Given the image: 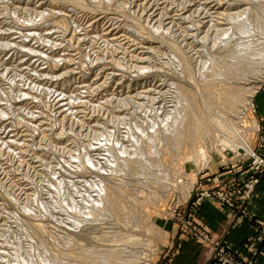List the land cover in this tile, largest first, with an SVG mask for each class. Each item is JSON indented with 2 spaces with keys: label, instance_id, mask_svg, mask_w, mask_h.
<instances>
[{
  "label": "rangeland",
  "instance_id": "1",
  "mask_svg": "<svg viewBox=\"0 0 264 264\" xmlns=\"http://www.w3.org/2000/svg\"><path fill=\"white\" fill-rule=\"evenodd\" d=\"M0 1H1L0 2V14H1V16H0V25H1L0 26L1 27L0 28V31H1L0 32L1 33L0 34V41L1 42L0 43L2 44V45L0 44V94H1L0 95V102H1L0 103V112L2 113V114L0 113V144H1L0 145V246H1L0 247V264H17V263H19V264H21V263L22 264H31V263L32 264H45L46 262H47L46 264H48V262H50L49 264H55L54 260L49 261L46 259L47 254L46 255L43 254V253H45L44 249H43L44 247L41 246V244H39L40 241L37 239V237L35 238V236H34V235H36L35 232H33L30 229L31 228V226L29 225L30 221L32 224L37 223L38 225H40L39 227H42L41 229L42 230L44 229L43 231H45V229H46L45 233L47 236H49L48 238H50L49 240L47 239L46 241L48 242V244H50V246L52 245L51 247H54L53 249H55V250L58 246L57 252L59 251L58 253H60V254H61V252H62V254H66V253H69V250H72L73 245L71 246V244H75L74 242L78 239L77 235H79V234L85 235V234H89V233L91 234L92 233L91 235L90 234L88 235V239H90V240H88L87 243L83 242V245H81V247L82 246L85 247L82 249L85 250V249H87L88 246L92 247L93 244H94L93 246L96 247L97 246L96 244L98 243V245L101 247V250H102L103 246H108V245L110 246L111 243H112V245L114 244V246H116L117 248H118V246L120 248H122V246L127 245V244H124L125 242L122 244V242L126 239L125 237L127 235L129 236L131 234V233L130 234L127 233V231H129L130 227L133 225H134L133 227L136 230H140L141 232L144 229H148V228L151 229L152 228V231L148 230V232H147L148 234L151 235L150 245H148L147 248L142 247L141 251H136L132 248L133 251L128 250L127 251L128 254L123 253L122 258L125 260V262H122L120 264H124V263L125 264H170L171 261L173 262V260L177 256L180 255L179 254L180 246L178 244L182 243L184 240H186L187 242L188 241L193 242L196 245H198L199 247H201L202 249H206L207 253L210 252L208 257H210V255L212 256L210 246L207 243L199 242V240H202L205 237H208L210 241L215 240L212 238L211 234L207 230L204 229L203 223L201 221H199V219L197 218L196 212L202 203L203 204L204 203L210 204V205L216 206L218 208H223V209L225 208V210H228L229 212H231L235 216V219H233V222H232L235 224L233 226H239L243 223H248L249 227L252 228V230H254L253 229L254 223L249 222L248 218H241L242 217L241 212H245V215L246 214L247 215H254L255 217H257L256 212L259 211V209H260L262 199L264 200V192L257 190L261 179L264 177V173H262V171H260V170H257L256 166L254 164V162H255L254 157H262L264 159V134H263L264 129L260 123V118L262 116H264V109H262L261 107H260V111H258L259 108L257 109L258 103H259L257 101L258 97L264 99V93L260 94V96L257 95L258 92H260V91L262 92L264 90V82L261 84L260 88L258 90H256L253 98L251 99L252 100L251 105L248 107L247 111L244 112V115H238L240 113V111H236L235 113H232V117L230 118L232 120V122L234 121L232 123V125H234L233 127L236 128L237 131H239V133L242 136H244L246 144L248 146V149H243V148H240L238 146H235V149L232 150L233 148L225 147L222 144L219 145L213 139L208 140V138H206L207 139V141H206V139L203 138L202 139V145L200 142V145H201L200 148H202V146H203V148H205L203 150H205V151L207 150L206 152L209 151V159H208L206 165L202 169H199V168L197 169V167H199V165L194 161V159H190L187 162H183L182 157H183L184 153H182L180 156H178L174 153H171L168 150H166V152L163 151V153H165V155H164L165 161H167L168 159L170 160L169 162L167 161V165L170 166V170L175 174V177L179 178L178 181H180V183H182V184H180L177 181L179 187H182L181 185H184V184H185L184 186L190 185L191 191L189 190V193L187 194L189 196H187V197L183 196L182 192L180 194V191L176 190L175 188H173V190L169 189L167 193L162 194V192H159L160 191L159 189L155 190V189L149 188L148 186L145 187V185L140 182V180H142L143 177L139 178L138 175H135V176H137L136 179L137 180L139 179V182L141 184V185H139V182L136 179H134L135 182H133V180H131L132 178H135V177H133V176L128 177L129 174L126 175L127 174L126 172H121V173L118 172L117 173V171H115L111 167L114 170V175L117 176L116 178H119L118 180H116V178H114V176H112L113 175L112 173L109 174V172H110L109 170H112V169L108 170V168H107L108 167L107 165L112 166L111 165L112 160L109 159L110 156L108 155L109 152H108L107 145H109V147H112V144L114 143L113 146L117 145L116 146L117 148L114 147V148H116L115 150L126 149L129 147L128 145H130L128 137L130 138V136L132 135L131 137L133 139H135V141H137V140H141L143 142L145 141L144 143L146 144V149L152 150V149L162 148L163 146L161 145V138L163 135L161 134V131L165 125L164 120L167 119V116L171 115V112H172L171 110H173L172 108H174V106H175L174 104H175L176 99L173 98V97H175V92H176V91H174V90H176L175 86L181 82L183 83V82H187L189 80L188 71L183 67L182 63L178 64V62H180V60H179V58H177V56H175V53L179 52V51L181 52L182 50L184 51L181 53L184 55L186 54L185 56H186L187 60L188 59L190 60V62L188 60L189 64H191L189 72L192 73L190 76L194 77L195 81H197V82L203 81V79H201V78H202V75L206 72L208 73L207 74L208 77H205L204 80L206 78L208 79V81H209V79H210V81H211V79L213 80L214 77H209L210 75H212V73L210 71V67L214 66L217 63H215L214 65L213 64L211 65V63H214V61L217 62V60L221 59V57H222V56H220V55H222L221 52L224 53L225 48H226L225 50L230 48V53H231L232 50L233 51L236 50V47L237 48L241 47L243 49L244 44H247L252 48L254 47V49L259 48V46L261 48L264 47V34H263L264 33L263 32L264 31V0H256V1L255 0H234L235 3L233 2V0H229V1L228 0L227 1L226 0H219L221 3L218 2L217 0H207V1L205 0L206 3L204 2V0L203 1L201 0L202 2L200 0H189L193 4H190V2L187 3L188 0H186L187 2L185 0H182V1H180V0H166V1L165 0H151V1L150 0H131V1L130 0H125V1L121 0L122 3L119 2L120 0H117V1L116 0H113V1L112 0H102V1L101 0H95L97 3H95L94 0H93L94 2L93 1L91 2L90 0H87L88 2L86 0H72V1L68 0L71 3L74 2L73 6H71L70 2L68 3V1H67V3L65 2V4H67V5L69 4V5L68 6L67 5L61 6V7L57 8L59 10V12L57 11V9L47 8V6L46 7L41 6L40 3L42 2V0H15V1L12 0L11 2H10V0H0ZM77 1L80 5H78ZM81 1H82V3H81ZM99 1H100V4L104 7H102L99 4ZM106 1H108L107 4H106ZM213 1L216 3H214ZM37 2H40V3L37 4ZM210 2L211 3L213 2V3L211 4ZM230 2H231V4H230ZM241 2H243V3H241ZM7 3H9V4H7ZM43 3H46V2L43 1ZM88 3L90 4V7L88 6L89 5ZM119 3H120V5L118 6ZM180 3H181V5H180ZM123 4H124V6H123ZM132 4H134V5H132ZM199 4H201V6ZM207 4H209V6H211V7H209ZM94 5H96V6H94ZM97 5H98V7H97ZM99 5L101 7H99ZM136 5H137V7H136ZM232 5H233V7H232ZM16 6H18V7H16ZM109 6H111L112 8L114 7L115 10H114V8L113 9L111 8L109 10V8H110ZM215 6L216 7L219 6L221 9H217L218 7L216 8ZM24 7L25 8L27 7L28 9H25ZM71 7H73V9ZM82 7H85L87 9V11L86 10L84 11L85 8H82ZM213 7L215 9H217V11L219 13H221V18L218 16L219 14L217 15L218 12L216 10L215 11L217 13H214ZM223 7H225L226 9ZM2 8H5V9H2ZM76 8L77 9L79 8V9L77 10ZM88 8H90V9H88ZM91 8L94 10H92ZM98 8H99V10H98ZM104 8H107V9H105L106 11H103ZM181 8H183V9H181ZM9 9L11 10L12 13L10 12ZM16 9H18V10H16ZM22 9H24L22 11V12H24V14L22 16H20L22 14V12H21ZM29 9H31V10H29ZM240 9H242V11L244 10L243 13H242V11H239ZM26 10H28L29 12ZM89 10H92L91 14H90ZM107 10H109V12ZM111 10H114L115 13L112 14ZM198 10H200V11H198ZM237 10L241 14L239 12H237ZM31 11H33V12H31ZM48 11H50L51 13ZM60 11H62V13H64V12L65 13L62 15V13ZM95 11H97V13H94ZM122 11L127 12V17L125 15L126 12L122 13ZM39 12L44 14L43 16L41 14L40 18L38 16V15H40ZM45 12L47 15L45 14ZM53 12L57 16H53V15H55ZM81 12H83V13H81ZM195 12L197 14L194 16ZM249 12L250 13L255 12L254 13L255 18L253 20V23L251 22L252 20L250 21V23H252V24H250L251 28L249 27L248 31H245L246 33L245 32L241 33V34L234 33L233 29H235L234 27H235L236 23L237 24L241 23L243 20L246 21V19L249 18V14H250ZM58 13H60L64 18L67 17L66 18L67 20L62 19V16L60 14L58 15ZM66 13H67V15H66ZM105 13L106 14L108 13V14L106 15ZM118 13L120 16L118 15ZM120 13H122L124 16ZM162 13H164V14H162ZM176 13L177 14L180 13V14L176 15ZM10 14H12V15H10ZM13 14L14 15L16 14L15 15L16 17ZM28 14H30V15H28ZM32 14L34 16H32ZM48 14L50 15L49 17L51 19L54 18L53 21L52 20L50 21ZM77 14H79V15H77ZM205 14H206V16H205ZM3 15H4V17H3ZM5 15H9V16L6 17ZM210 15H212V20H211ZM11 16H13L15 19L11 18ZM24 16H26V17H24ZM28 16H30V17L32 16L31 20ZM59 16H61V17H59ZM68 16H69V19H68ZM236 16H237V18H236ZM33 17L35 20L33 19ZM44 17H47V18H44ZM71 17H73L72 21H71ZM122 17H124V18H122ZM132 17L134 18V20H136V17L139 20L137 19L133 23V20H131ZM25 18H26V21H25ZM128 18L130 19L131 22H129ZM140 18H141V20H140ZM197 18H199V19L197 20ZM5 19H6V22L4 21ZM12 19L14 20V22H17L18 24L14 23ZM20 19H22L21 20L22 22L20 21ZM45 19H47V20H45ZM58 19H59V22H57ZM28 20H29V22H28ZM32 20H34V21H32ZM43 20L45 21V23ZM55 20H57V21H55ZM18 21H20L21 23ZM62 21H63V23H61ZM70 21H71V24L69 23ZM90 21H91V23H90ZM120 21L122 23L125 22L126 25L122 24ZM183 21L185 23H183ZM195 21L197 22V24ZM199 21H202V22L199 23ZM215 21H218V22H215ZM30 22H31V25L29 24ZM41 22H43V23H41ZM54 22L57 24L59 23V25H56ZM67 23H69L71 28H69V25ZM72 23H74L75 25L77 24V25L73 26ZM127 23H128V25H130V24L132 25V26L130 25L131 29L129 26H127ZM192 23H194V24L192 25ZM219 23L224 24V26L222 24L219 25ZM33 24H34V26H33ZM36 24H38L39 26H37ZM60 24L62 27L60 26ZM133 24H134V26H133ZM139 24L141 26H139ZM144 24H146V25H144ZM186 24H188V27ZM23 25H26V26H24L25 28L24 27L22 28ZM44 25H46V26H44ZM63 25H65V27ZM137 25L139 26V28ZM40 26H42L43 29ZM169 26H171V27H169ZM199 26H201V28ZM206 26L207 27L210 26L209 27L210 29L207 28ZM227 26L229 28H227ZM140 27H143V28H140ZM144 27H145V29H144ZM182 27H183V29H182ZM195 27H196V29H194ZM40 28H41V30H40ZM54 28H57V29H54ZM137 28L139 29L138 31H137ZM156 28H157V30H156ZM211 28L213 29L212 31H211ZM224 28H225V30H224ZM65 29H68V30H65ZM71 29H73L72 31L74 33L71 32ZM152 29H153V31H150ZM56 30H57V32H56ZM147 30H149V32ZM155 30H156V32L159 30L157 32L158 34L155 32ZM166 30H167V32H166ZM197 30H198V32H197ZM38 31L41 34H38ZM41 31H43V32H41ZM46 31H48L49 33H46ZM59 31H61V32H59ZM122 31H124V32H122ZM126 31H128V32H126ZM4 32H7V33H4ZM138 32H141V33L138 34ZM146 32H147V34H146ZM152 32H155V33H152ZM221 32H222V35H221ZM28 33H29V35H28ZM122 33H123V35L121 36ZM160 33H162V34L160 35ZM85 34H86V37L84 36ZM131 34L134 35L133 36L134 38L132 37ZM149 34H150V36H149ZM152 35H154L153 41L157 40L158 42L157 41L153 42L151 40V39H153V38H151ZM164 35L168 38L165 39ZM61 36H62V38H61ZM78 36H82V37H78ZM87 36H88V38H87ZM215 36L217 38H215ZM249 36H250V38H248ZM3 37H5V38H3ZM26 37H27V39H26ZM95 37H96V39H95ZM155 37L156 38L158 37V38L155 39ZM21 38H23V39H21ZM40 38H41V40H39ZM44 38L46 39L47 43L44 42L45 41ZM75 38L76 39L78 38L80 41L78 39L76 40ZM82 38H84V39H82ZM197 38L198 39L200 38L201 40L200 39L198 40ZM105 39H108V40H105ZM169 39H170V41H169ZM245 39H246V41H245ZM69 40H71L72 42ZM220 40H221V42H220ZM229 40H230V42H229ZM3 41L5 42L6 46H4ZM40 41L41 42L43 41V42L41 43ZM65 41L67 44L65 43ZM78 41H79V43H78ZM162 41H164L163 44H165V45H161ZM195 41H197V42H195ZM225 41H227V42H225ZM55 42L60 43V44L53 46L52 44H56ZM233 42H236V43H233ZM49 43H51L52 46ZM167 43H169V44H167ZM22 44H23V46H22ZM64 44H66V45H64ZM166 44L169 45L170 47L169 46L167 47ZM58 45H59V47H58ZM60 45H62V46H60ZM219 45H220V47H219ZM66 46H68V48H66ZM230 46L231 47L234 46V47L231 48ZM3 47L6 49H4ZM24 47L27 49L25 50ZM76 47H78V48H76ZM171 47H173L174 49ZM203 47L208 48V50L205 48L206 52H204ZM170 48H171V50H170ZM201 48H203V49H201ZM20 49H22L24 51H22ZM106 50H107V52H105ZM190 50L192 51L193 54L190 52ZM31 51L33 54L31 53ZM195 51H197V52H195ZM39 52H41V54ZM207 52L209 53V55L206 54ZM82 53H83V57H82ZM155 53H159V54H155ZM58 54H59V56H58ZM110 54H112V55H110ZM43 55H44V57H43ZM172 55H173V57H171ZM215 55H217V56H215ZM52 57L55 59H53ZM68 57H70V58H68ZM101 57H103V58L105 57V58L103 59ZM49 58L53 59L52 60L53 62H51ZM56 58H57V63H56ZM62 58L64 59V61ZM144 58H146L148 61ZM176 58H177V61L179 60L178 62H176ZM65 59H67V60H65ZM70 59L72 60L73 63L71 62ZM100 59L102 61H104L105 64ZM99 60L103 64L100 63ZM105 60L107 62L108 61L109 62L106 63ZM42 62H44V63H42ZM58 62H61V63H58ZM76 62H78V63H76ZM261 62L262 61L258 62L257 63L258 66H255L254 69H258L261 67L263 68L264 61H263V63H261ZM52 63H55V64L53 65ZM94 63H95V65H94ZM59 64H61V65H59ZM77 64L79 67L77 66ZM257 64H255V65H257ZM52 65H53V67H55V69L52 68L54 70L49 69V68H51L50 66H52ZM143 65H145L146 67ZM57 66H58V68H56ZM82 66H84V67H82ZM89 66H91V67H89ZM204 66H205V68H204ZM117 67H119V68H117ZM123 67H124V69H122ZM134 67H135V69H134ZM4 68H6V69H4ZM19 68H20V70H19ZM69 68H71V69H69ZM125 68H127V69H125ZM146 68H147V71H146ZM150 68H151V71H150ZM3 69H4V71H3ZM48 69L51 71H49ZM59 69H60V71H59ZM138 69L141 71H139ZM63 70H64V72H63ZM72 70H73V72H72ZM191 70H193V71H191ZM43 71H45V72H43ZM61 71L63 72L65 77L63 76ZM68 71H71V73ZM52 72L54 73L53 75H51ZM66 72H68V73H66ZM115 72H116V74H115ZM121 72H122V74H121ZM16 73L18 76L16 75ZM26 73H27V75H26ZM57 73H59V74L61 73V75H60L61 77ZM148 73L150 76L148 75ZM154 73H156V74H154ZM72 74H73V76H72ZM43 75H46V76L49 75L50 77L55 76L54 77L55 79L53 77L49 79L48 76L46 77ZM57 75L61 79L59 77H58L59 78L58 79L56 77ZM251 75H248L246 77H250ZM22 76L23 77L25 76L26 78L25 77L23 78ZM124 76H126V77H124ZM127 76H129V77H127ZM253 76L254 77H251L249 79V81L256 78L257 75H253ZM12 77H13V79H11ZM122 77H124V78H122ZM137 77L139 78L138 82H137V79H138ZM147 77H149V78L147 79ZM16 78L21 79L22 83H21V80H18ZM47 78H48V81H47ZM23 79H26V80H23ZM164 79H165V81H164ZM207 79H206V81H207ZM7 80H8V82H6ZM57 81H59L60 84ZM131 81H132V83H131ZM25 82H26V84H25ZM42 83H44V84H42ZM61 83H63V85ZM171 83H173V84H171ZM51 86H52V88H51ZM90 86H91V88H90ZM45 88H46V90H44ZM47 89H48V91H47ZM79 90H80V93H79ZM59 91H61V92H59ZM157 91H158V93H157ZM27 93L28 94L30 93L32 95L29 94V96H30L29 97ZM23 94L25 96H23ZM19 95H20V97H19ZM17 97H19V98H17ZM128 97L130 98V100ZM62 102H63V104H62ZM152 102H154V103H152ZM96 104H97V106H96ZM237 110H239V107L237 108ZM234 117H236V118H234ZM127 118L128 119L130 118L129 119L130 122ZM22 119H23V121H22ZM1 120H3V121H1ZM160 120H162V121H160ZM154 122H155V124H154ZM119 124L121 126H119ZM125 124H127V125L125 126ZM134 124L136 125V127H139V128L137 129ZM130 125H132V126H130ZM141 125H143V126H141ZM17 126H19V127H17ZM131 127H133V128L131 129ZM134 127H135V130H134ZM114 128H115V130H114ZM140 129H142L148 135H146L145 133H142L143 131ZM132 130H134V131H132ZM138 130H140L139 131L140 133H138ZM146 130H148V131L146 132ZM129 131L131 133H129ZM136 131H137V133H136ZM127 132L129 133V136H126V135H128ZM132 132H134V134H132ZM159 132H160V134H159ZM141 134L143 135L142 137H141ZM146 136L149 139H150L149 136L154 138V140H155L154 146H153V143H151V142L149 143V139H147ZM139 137H141V138H139ZM144 137L146 140L144 139ZM203 137H205V136H203ZM132 138H130V141L133 140ZM136 138H137V140H136ZM213 141H214V143H213ZM107 142H110L111 144H107ZM211 142H212V146L210 145ZM102 143H105V144L103 145ZM206 143H207V145H206ZM214 144H216V145H214ZM105 145H106V147H105ZM210 146L214 149H209V148H211ZM103 147H105V150H107L106 151L107 153L104 152L105 150ZM89 149L90 150L93 149V151L92 150L89 151ZM163 150H165V149H163ZM75 151H77L78 153L77 152L75 153ZM79 151L81 152V154H79L80 153ZM98 153L100 156L98 155ZM102 153H103V155H102ZM86 154H87V156H86ZM90 156H91V158L89 159ZM106 156L109 158H107ZM119 156L124 157V155H119ZM177 156H178V158H177ZM84 158H85V161L82 162V160H80V159H84ZM92 158H94V159H92ZM102 158L103 159L107 158L106 159L107 161H105V159L103 160ZM72 160H74V161H72ZM90 160L91 161L93 160V161L89 162L87 164L86 162H88ZM102 160L105 162H108V163L106 164L105 162H102ZM172 160H174V161H172ZM70 161H72L73 163ZM77 161L80 163H77ZM99 161H101V162H99ZM109 161L111 163H109ZM96 162L99 163L100 166ZM92 163H93V165H92ZM80 164H83V165H80ZM86 164L88 166L91 164L94 169L99 167L98 169L99 170L102 169V170L99 171L98 169H96V171H94L93 168L89 166L88 168L91 170L90 171L89 169L84 168L87 166ZM82 167L84 170L82 169ZM79 168L81 169V171H84V172H86V170H87L89 172V174H88V172H86L87 174L80 172ZM104 170H105V172H104ZM102 171L104 173L100 174V172H102ZM76 173H78V174H76ZM80 173H82L83 175L82 174L80 175ZM90 173L91 174L94 173L95 175L93 174L92 175L93 177H92V176H90L91 175ZM115 173H117L118 175ZM103 174H105V175H103ZM119 175H120V177L123 176L122 177L123 183L121 182ZM95 176H97V178H94ZM101 176L109 177L111 179L114 178L117 182H114V181L113 182L115 183L116 186L119 184L120 186H117V187L120 189H121V187L124 186L125 183L128 185L125 184V186L123 187L124 189H127L126 186L131 187L132 186L131 184H133L131 189L128 188V190L124 191V190H122L123 189L122 188L120 190L121 191V197L122 196H123L122 198L127 197V199L131 202V204H133L137 209H139L140 211H143V212L138 211V214H137L138 221L135 223H131L130 224L131 226L124 224L125 220H123L122 226L126 225V227L124 226L123 229L128 228L127 231L124 229L123 233L121 232V230H122L120 228L121 225L120 224L113 225L112 222H111L112 224L109 223L110 220L108 218H107L108 220H106V219L104 221L100 220L99 222H96V223L92 222L95 225H93L92 223H90V224L86 223V219L90 218V216L87 215L86 210L89 207L90 203H94L95 200H98V198H96V197H98L97 195L99 194L98 193L99 189H100L99 187L103 186V184H104L103 181H101L102 180L100 178ZM124 177L130 178L131 182L128 179L127 180L128 183H127L126 182L127 178H124ZM98 178H100V179H98ZM123 178H124V180H123ZM87 179H89V180H87ZM85 180L87 181V183ZM88 181L89 182L91 181L92 183L90 182L88 185ZM100 181H101V183H100ZM124 181H125V183H124ZM136 182L139 186L137 184L136 185L134 184ZM94 183L96 185H97V183L100 184L99 186L97 185L98 189L96 188V185L94 187ZM91 184H92V187H90ZM134 185L136 188L134 187ZM57 188H59V189H57ZM90 188H91V190H90ZM95 188L97 189V191L93 190ZM132 189H133L132 193H134V194H132L133 196L130 195L131 198H128L130 196L127 193L129 192V190L131 193ZM74 190H75V192H73ZM122 191H124V192L127 191V192L124 193L125 194L124 195ZM66 195H69V196H66ZM57 196H59V197H57ZM80 197L84 200L80 199ZM91 197H92V199H90ZM185 197H186V199H185ZM131 199L132 200L134 199V200L132 201ZM86 200L89 202H87ZM84 201L87 204L89 203V205H85ZM39 202H40V204H38ZM65 202H67V205ZM69 203H71V204H69ZM134 203H136V205ZM230 203L231 204L235 203V207H237V208L236 209L230 208L229 207ZM46 204H47V206H46ZM254 204H257L255 209L253 208ZM49 205H50V207H49ZM70 205L75 206V207H73L75 209V211L73 210V208ZM92 205L93 204H91L89 208L93 207ZM41 206H44V207H41ZM67 206H69V208ZM55 207H57V208H55ZM64 208L66 211H68L69 209L72 210V213L69 214V212H71L69 210L67 212L68 214H65ZM79 208H81V209H79ZM82 208H83V210H82ZM46 209L48 210V212ZM60 210H62V211H60ZM73 211L75 212L74 213L75 217L81 216V214L86 213L85 215H87V216L82 215L83 218L86 217V219H84L85 220V225H83L84 227L81 226L82 225L81 223H78L79 225L76 224L78 221L75 222L74 220H76V219L71 217V215L74 216ZM23 212H24V214H23ZM77 212L80 214H76ZM125 212L128 214L127 211H125ZM144 212H146V213H144ZM25 213H26V215H25ZM60 213H62V214L60 215ZM16 214H18V216ZM34 214L37 218H34L35 217ZM123 214L121 216L122 219L125 218L123 216ZM69 215H70V217H68ZM57 217H59V218H57ZM66 217H68L67 218L68 220L66 219ZM127 217H128V215H127ZM143 217H145V218H143ZM32 218H34V220ZM42 218H44V219H42ZM257 218H260V217H257ZM262 218L263 217H261V219ZM59 219H61V220H59ZM12 220H13V222H12ZM225 220H226V224L223 226L222 231L224 230V228L226 226L231 227L230 221L228 219H225ZM43 221H45V222H43ZM107 221H109V222H107ZM141 221H142V223H141ZM103 222H104V224H103ZM98 223H100V225L102 223L101 229H100V225H99V228L98 227H97V229H96V227L94 228V226L98 225ZM118 223H120V222H118ZM139 223H141V224H139ZM72 224L73 225L75 224V225L73 226ZM138 224L140 225V227ZM77 225H78V227H77ZM91 225L96 230V232L94 229H92ZM103 225H106L110 229H108L106 227L107 230H103V228L105 229V226H103ZM109 225L113 229H116L115 230L116 232L119 231V228H120V231H119L120 234L118 232L115 233L114 230L111 231L112 228ZM79 226H80V228H79ZM102 226H103V228H102ZM118 226H119V228H118ZM25 227H27V228L30 227V228H28L29 230H27V228H25ZM67 227H69V228H67ZM86 227H87V229H86ZM89 228H91L93 230V232H92V230H89ZM134 228H133V230H135ZM18 229H19V231H17ZM73 229H74L75 233L73 232ZM79 229L83 233H81L79 231ZM98 230L101 232H99ZM51 231H53V232H51ZM105 231H106V233H105ZM124 231H126V232H124ZM85 232H87V233H85ZM107 233H109V234H107ZM112 233H114L115 235L113 236ZM144 233L142 232V234H144ZM102 234H104V237H102ZM123 234H125V236H123ZM53 235L54 236L56 235V236L54 237ZM74 235H76L77 237H75ZM121 235L124 238L120 237L122 240L121 245H120L118 242H115L114 240L117 239L116 241H118L120 239V238H118V236H121ZM255 235H256V232H255ZM255 235H252L249 237H254ZM94 236L95 237L97 236L96 237L97 239ZM110 236H112V237L110 238ZM115 236H117V237H115ZM100 237H102L103 239L105 238V241H103L102 238H100ZM249 237L247 239H249ZM92 238H93V240H92ZM100 239L102 240L101 242H103L102 244L100 242ZM107 239H111L112 241L107 240ZM71 240H73V243H71L72 242ZM91 240L93 242L92 244H91ZM106 240L109 242H106ZM67 241H68V243H67ZM15 242H16V244H15ZM78 242H79V240H78ZM128 242H130V241H128ZM142 242L144 243L143 240H142ZM219 242L221 243V245L224 246L223 248L228 249L230 247V245L225 243L223 240H221ZM66 243L68 244V247H66L67 246ZM55 245H57V246H55ZM69 245H70V247H69ZM226 245L228 247H225ZM243 246H244V244H243ZM41 247H43V248H41ZM62 248L64 251L62 250ZM75 248H76V246L74 247V249ZM227 249H225V250H227ZM230 251L234 252L231 247L229 248V252ZM247 252L249 253L248 250H247ZM36 254H38V256ZM129 254H131L130 257H128ZM33 255L36 257H34ZM66 255H69V254H66ZM27 258H29V259H27ZM45 259H46V262H45ZM131 259L135 260V262L133 260H132L133 263H132V261L129 262V260H131ZM24 261H25V263H24ZM93 261H95V260H93ZM105 261L104 262L102 261L101 264H109L107 262L108 260L106 262ZM213 261H214V263L219 264L215 259H213ZM52 262H54V263H52ZM73 262H68V263L73 264ZM81 262H83V261H81ZM85 263H82V264H85Z\"/></svg>",
  "mask_w": 264,
  "mask_h": 264
},
{
  "label": "bare ground",
  "instance_id": "2",
  "mask_svg": "<svg viewBox=\"0 0 264 264\" xmlns=\"http://www.w3.org/2000/svg\"><path fill=\"white\" fill-rule=\"evenodd\" d=\"M12 0H10V2H11ZM15 1V0H14ZM43 1H45L46 3H43ZM67 1L68 0H42V2L40 3V2H37V4H39L40 3V5L41 6H44V7H46L47 6V8H52V9H57V8H59V7H61V6H66L67 4H65V2L67 3ZM72 1V0H71ZM87 1V0H86ZM91 2L93 1V0H90ZM89 1V2H90ZM95 1V0H94ZM93 1V2H94ZM102 1V0H101ZM113 1V0H112ZM117 1V0H116ZM125 1V0H124ZM131 1V0H130ZM151 1V0H150ZM166 1V0H165ZM180 1H182V0H180ZM186 1V0H185ZM184 1V2H185ZM201 1V0H200ZM203 1V0H202ZM201 1V2H202ZM207 1V0H206ZM206 1L204 0V2L206 3ZM218 2H220L219 0H217ZM227 1V0H226ZM225 1V2H226ZM229 1V0H228ZM256 1V0H255ZM1 2V1H0ZM25 2V1H24ZM70 1H68V3H69ZM88 2V1H87ZM107 2L108 1H106V4H107ZM110 2V1H109ZM115 2V1H114ZM119 2H121L122 3V1L120 0ZM162 2V1H161ZM187 2V1H186ZM190 1L188 0V2L187 3H189ZM194 2V1H193ZM214 2V1H213ZM212 2V3H213ZM217 2V3H218ZM233 2H234V0H233ZM232 2V3H233ZM73 3L74 2H70V4H71V6H73ZM77 3H78V1H77ZM81 3H82V1H81ZM95 3H97L96 1H95ZM94 3V4H95ZM116 3V2H115ZM129 3V2H128ZM140 3V2H139ZM138 3V4H139ZM149 3V2H148ZM182 3V2H181ZM181 3H180V5H181ZM195 3V2H194ZM200 3V2H199ZM204 3V4H205ZM211 3V2H210ZM211 3V4H212ZM214 3H216V2H214ZM221 3V2H220ZM235 3V2H234ZM241 3H243V2H241ZM7 4H9V3H7ZM23 4V3H22ZM85 4V3H84ZM89 4V3H88ZM87 4V5H88ZM99 4H100V1H99ZM105 4V3H104ZM144 4V3H143ZM173 4V3H172ZM190 4H193V3H191L190 2ZM196 4V3H195ZM219 4V3H218ZM226 4V3H225ZM230 4H231V2H230ZM69 5V4H68ZM67 5V6H68ZM78 5H80L79 3H78ZM86 5V4H85ZM101 5V4H100ZM99 5V7H101ZM110 5V4H109ZM112 5V4H111ZM120 5V3L118 4V6ZM132 5H134V4H132ZM185 5V4H184ZM189 5V4H188ZM200 6H201V4H199ZM208 6H209V4H207ZM217 5V4H216ZM14 6V5H13ZM38 6V5H37ZM82 6V5H81ZM89 7H90V4L88 5ZM94 6H96V5H94ZM123 6H124V4H123ZM174 6V5H173ZM177 6V5H176ZM183 6V5H182ZM193 6V5H192ZM195 6V5H194ZM214 6V5H213ZM225 6V5H224ZM16 7H18V6H16ZM28 7V6H27ZM25 8V9H28V8ZM79 7V6H78ZM86 7V6H85ZM85 7H82V8H85ZM93 7V6H92ZM97 7H98V5H97ZM102 7H104V6H102ZM110 8H109V10L112 8L111 6H109ZM116 7V6H115ZM122 7V6H121ZM136 7H137V5H136ZM140 7V6H139ZM148 7V6H147ZM171 7V6H170ZM181 7V6H180ZM184 7V6H183ZM209 7H211V6H209ZM216 7V6H215ZM218 7V8H217ZM216 8L217 9H221L219 6H217ZM232 7H233V5H232ZM231 7V8H232ZM23 8V7H22ZM30 8V7H29ZM46 8V9H47ZM64 8V7H63ZM67 8V7H66ZM72 9H73V7H71ZM80 8V7H79ZM78 8V9H79ZM81 8V9H82ZM94 8V7H93ZM114 8V7H113ZM112 8V9H113ZM124 8V7H123ZM149 8V7H148ZM214 8V7H213ZM223 8H225V7H223ZM230 8V9H231ZM2 9H5V8H2ZM11 9V8H10ZM9 9V10H10ZM34 9V8H33ZM51 9V10H52ZM77 9V8H76ZM77 9V10H78ZM88 9H90V8H88ZM92 9V8H91ZM96 9V8H95ZM105 9H107V8H104V10L103 11H106ZM125 9V8H124ZM133 9V8H132ZM143 9V8H142ZM141 9V10H142ZM145 9V8H144ZM147 9V8H146ZM153 9V8H152ZM158 9V8H157ZM181 9H183V8H181ZM217 9H215L214 8V13H217L218 11H217ZM226 9V8H225ZM8 10V9H7ZM14 10V9H13ZM12 10V11H13ZM16 10H18V9H16ZM15 10V11H16ZM24 9H22L21 10V12L23 11ZM29 10H31V9H29ZM50 10V9H49ZM64 10V9H63ZM67 10V9H66ZM87 11V9L85 8L84 9V11ZM92 10H94V9H92ZM92 10H89V12H90V14H91V11ZM98 10H99V8H98ZM109 10H107L108 12H109ZM114 10H115V8H114ZM114 10H111V12H112V14H114L115 12H114ZM217 12H216V11ZM26 11H28V10H26ZM25 11V12H26ZM43 11V10H42ZM53 11V10H52ZM57 11L59 12V10L57 9ZM76 11V10H75ZM83 11V10H82ZM121 11V10H120ZM165 11V10H164ZM198 11H200V10H198ZM197 11V12H198ZM220 11V10H219ZM229 11V10H228ZM231 11V10H230ZM239 11H242V9H240ZM238 10H237V12H239ZM244 11V10H243ZM243 11H242V13H243ZM10 12H11V10H10ZM14 12V11H13ZM29 12V11H28ZM31 12H33V11H31ZM44 12V11H43ZM48 12H50V11H48ZM55 12V11H54ZM53 12V13H54ZM61 13H62V11H60ZM64 12V11H63ZM71 12V11H70ZM77 12V11H76ZM119 12V11H118ZM124 11H122V13H123ZM126 12V11H125ZM124 12V13H125ZM222 12V11H221ZM232 12V11H231ZM12 13V12H11ZM15 13V12H14ZM36 13V12H35ZM40 13V12H39ZM51 13V12H50ZM52 13V14H53ZM56 13V12H55ZM54 13V14H55ZM65 13V12H64ZM64 13H62V15L64 14ZM81 13H83V12H81ZM94 13H97V11H95ZM99 13V12H98ZM101 13V12H100ZM122 13H120V14H122ZM149 13V12H148ZM152 13V12H151ZM150 13V14H151ZM213 13V14H214ZM230 13V12H229ZM235 13V12H234ZM240 13V12H239ZM246 13V12H245ZM250 13V12H249ZM255 13V12H254ZM254 13H250L249 14V18L248 19H246V21H242L241 23H236V25H235V29H233L234 30V33H237V34H241V33H244L245 31H248V29H249V27H250V24H252L253 23V20H254V18H255V14ZM4 14V13H3ZM6 14V13H5ZM8 14V13H7ZM24 14V12H22V14L20 15V16H22ZM27 14V13H26ZM41 14H42V16L44 15L43 13H40V15H38L39 16V18H40V16H41ZM45 14H46V12H45ZM60 13H58V15H59ZM74 14V13H73ZM106 14V13H105ZM108 14V13H107ZM106 14V15H107ZM154 14V13H153ZM162 14H164V13H162ZM180 14V13H179ZM179 14H177L176 13V15H179ZM197 13L195 12V14H194V16L196 15ZM219 14V15H218ZM236 14V13H235ZM241 14V13H240ZM10 15H12V14H10ZM14 15V14H13ZM16 15V14H15ZM14 15V16H15ZM28 15H30V14H28ZM47 15V14H46ZM61 15V14H60ZM61 15V16H62ZM66 15H67V13H66ZM75 15V14H74ZM77 15H79V14H77ZM101 15V14H100ZM117 15V14H116ZM118 15H119V13H118ZM123 15V14H122ZM126 17H127V12H126ZM143 15V14H142ZM147 15V14H146ZM199 15V14H198ZM197 15V16H198ZM208 15V14H207ZM217 15L221 18V13H217ZM238 15V14H237ZM0 16H1V14H0ZM6 17H8L9 15H5ZM19 16V17H20ZM32 16H34L33 14H32ZM32 16L30 17V16H28L29 18H30V20H31V18H32ZM37 16V17H38ZM50 15L48 14V17H49ZM53 16H57L56 14L55 15H53ZM61 16H59V17H61ZM65 16V15H64ZM86 16V15H85ZM120 16V15H119ZM124 16V15H123ZM130 16V15H129ZM141 16V15H140ZM159 16V15H158ZM205 16H206V14H205ZM211 16V20H212V15H210ZM227 16V15H226ZM241 16V15H240ZM244 16V15H243ZM3 17H4V15H3ZM5 17V18H6ZM16 17V16H15ZM18 17V18H19ZM24 17H26V16H24ZM36 17V18H37ZM52 17V16H51ZM77 17V16H76ZM99 17V16H98ZM107 17V16H106ZM125 17V18H126ZM142 17V16H141ZM165 17V16H164ZM172 17V16H171ZM182 17V16H181ZM191 17V16H190ZM201 17V16H200ZM204 17V16H203ZM246 17V16H245ZM10 18V17H9ZM11 18H13V19H15L13 16H11ZM17 18V19H18ZM22 18V17H21ZM28 18V19H29ZM38 18V19H39ZM44 18H47V17H44ZM50 18V17H49ZM53 18V17H52ZM67 18V17H66ZM66 18H64L63 16H62V19H64V20H67ZM73 17H71V21L73 20L72 19ZM122 18H124V17H122ZM130 18V17H129ZM128 18V19H129ZM157 18V17H156ZM160 18V17H159ZM174 18V17H173ZM192 18V17H191ZM194 18V17H193ZM236 18H237V16H236ZM240 18V17H239ZM2 19V18H1ZM12 19V20H13ZM16 19V20H17ZM24 19V18H23ZM33 19H34V17H33ZM37 19V20H38ZM43 19V18H42ZM56 19V18H55ZM68 19H69V16H68ZM138 18L136 17V20H137ZM179 19V18H178ZM196 19V18H195ZM199 18H197V20H198ZM206 19V18H205ZM204 19V20H205ZM217 19V18H216ZM244 19V18H243ZM11 20V21H12ZM22 19H20V21H21ZM35 20V19H34ZM34 20H32V21H34ZM36 20V21H37ZM40 20V19H39ZM45 20H47V19H45ZM53 21L54 20V18L53 19H51L50 18V21ZM77 20V19H76ZM127 20V19H126ZM131 20H133V23L136 21V20H134V18L132 17V19ZM139 20V19H138ZM140 20H141V18H140ZM160 20V19H159ZM252 20V21H251ZM5 22H6V19L4 20ZM8 21V20H7ZM20 21H18V22H20ZM25 21H26V18H25ZM44 21V20H43ZM49 21V20H48ZM55 21H57V20H55ZM71 21L69 22L70 24H71ZM75 21V20H74ZM79 21V20H78ZM93 21V20H92ZM116 21V20H115ZM182 21V20H181ZM219 21V20H218ZM218 21H215V22H218ZM250 21L252 22V23H250ZM13 22H14V20H13ZM22 22V21H21ZM20 22V23H21ZM28 22H29V20H28ZM57 22H59V19H58V21ZM66 22V21H65ZM64 22V23H65ZM121 22V21H120ZM129 22H131L130 21V19H129ZM139 22V21H138ZM141 22V21H140ZM154 22V21H153ZM157 22V21H156ZM192 22V21H191ZM196 22V21H195ZM200 22H202V21H199V23ZM230 22V21H229ZM14 23H17V22H14ZM33 23V22H32ZM35 23V22H34ZM37 23V22H36ZM40 23V22H39ZM41 23H43V22H41ZM44 23H45V21H44ZM47 23V22H46ZM53 23V22H52ZM55 23V22H54ZM61 23H63V21L61 22ZM69 23H67L68 25H69ZM90 23H91V21H90ZM118 23V22H117ZM122 23V22H121ZM142 23V22H141ZM181 23V22H180ZM183 23H185L184 21H183ZM207 23V22H206ZM205 23V24H206ZM18 24V23H17ZM30 25H31V22L29 23ZM28 24V25H29ZM49 24V23H48ZM51 24V23H50ZM56 25H59V23L57 24V23H55ZM54 24V25H55ZM73 24V26H76L74 23H72ZM79 24V23H78ZM86 24V23H85ZM113 24V23H112ZM122 24H125L126 25V23L124 22V23H122ZM130 24V23H129ZM191 24V23H190ZM194 23H192V25H193ZM196 24H197V22H196ZM208 24V23H207ZM217 24V23H216ZM220 24H222V23H219V25ZM226 24V23H225ZM21 25V24H20ZM37 26H39L38 24H36ZM53 25V24H52ZM67 25V26H68ZM89 25V24H88ZM124 25V26H125ZM131 25V24H130ZM130 25H128V23H127V26H129L130 27ZM144 25H146V24H144ZM152 25V24H151ZM179 25V24H178ZM177 25V26H178ZM187 25V27H188V24H186ZM215 25V24H214ZM218 25V26H219ZM223 26H224V24H222ZM1 26V25H0ZM24 26H26V25H23L22 26V28L24 27ZM33 26H34V24H33ZM43 26V25H42ZM42 26H40V27H42ZM44 26H46V25H44ZM60 26H61V24H60ZM64 27H65V25H63ZM87 26V25H86ZM107 26V25H106ZM123 26V25H122ZM132 26V25H131ZM133 26H134V24H133ZM138 26V25H137ZM139 26H141L140 24H139ZM139 26H138V28H139ZM172 26V25H171ZM171 26H169V27H171ZM195 26V25H194ZM208 26V25H207ZM206 26V27H207ZM216 26V25H215ZM214 26V27H215ZM62 27V26H61ZM104 27V26H103ZM147 27V26H146ZM151 27V26H150ZM176 27V26H175ZM198 27V26H197ZM200 28H201V26H199ZM210 27V26H209ZM209 27H207V28H209ZM1 28V27H0ZM25 28V27H24ZM27 28V27H26ZM39 28V27H38ZM37 28V29H38ZM45 28V27H44ZM59 28V27H58ZM67 28V27H66ZM69 28H71V26L69 25ZM79 28V27H78ZM94 28V27H93ZM136 28V27H135ZM137 28V31L139 30ZM140 28H143V27H140ZM155 28V27H154ZM193 28V27H192ZM216 28V27H215ZM226 28V27H225ZM225 28H224V30H225ZM227 28H229L228 26H227ZM251 28V27H250ZM10 29V28H9ZM42 29H43V27H42ZM54 29H57V28H54ZM75 29V28H74ZM130 29H131V27H130ZM144 29H145V27H144ZM147 29V28H146ZM151 29V28H150ZM177 29V28H176ZM182 29H183V27H182ZM194 29H196V27L194 28ZM205 29V28H204ZM210 29V28H209ZM231 29V28H230ZM26 30V29H25ZM40 30H41V28H40ZM65 30H68V29H65ZM70 30V29H69ZM73 29H71V32L72 33H74L73 31H72ZM103 30V29H102ZM122 30V29H121ZM134 30V29H133ZM141 30V29H140ZM156 30H157V28H156ZM156 30H155V32H156ZM161 30V29H160ZM168 30V29H167ZM167 30H166V32H167ZM171 30V29H170ZM169 30V31H170ZM213 29L211 28V31H212ZM223 30V31H224ZM52 31V30H51ZM78 31V30H77ZM131 31V30H130ZM129 31V32H130ZM135 31V30H134ZM144 31V30H143ZM148 32H149V30H147ZM150 31H153V29L152 30H150ZM159 31V30H158ZM157 31V32H158ZM168 31V32H169ZM209 31V30H208ZM218 31V30H217ZM1 32V31H0ZM11 32V31H10ZM31 32V31H30ZM41 32H43V31H41ZM56 32H57V30H56ZM59 32H61V31H59ZM67 32V31H66ZM70 32V33H71ZM79 32V31H78ZM122 32H124V31H122ZM126 32H128V31H126ZM155 32H152V33H155ZM156 32V33H157ZM174 32V31H173ZM197 32H198V30H197ZM210 32V31H209ZM226 32V31H225ZM228 32V31H227ZM264 32V31H263ZM4 33H7V32H4ZM20 33V32H19ZM27 33V32H26ZM46 33H49L48 31H46ZM90 33V32H89ZM102 33V32H101ZM139 33H141V32H138V34ZM143 33V32H142ZM175 33V32H174ZM189 33V32H188ZM246 33V32H245ZM257 33V32H256ZM1 34V33H0ZM38 34H41V33H39V31H38ZM44 34V33H43ZM42 34V35H43ZM79 34V33H78ZM146 34H147V32H146ZM158 34V33H157ZM162 33H160V35H161ZM165 34V33H164ZM216 34V33H215ZM214 34V35H215ZM232 34V33H231ZM264 34V33H263ZM28 35H29V33H28ZM72 35V34H71ZM123 35V33L121 34V36ZM129 35V34H128ZM132 35V34H131ZM182 35V34H181ZM221 35H222V32H221ZM243 35V34H242ZM241 35V36H242ZM253 35V34H252ZM34 36V35H33ZM37 36V35H36ZM74 36V35H73ZM85 37H86V34L84 35ZM91 36V35H90ZM97 36V35H96ZM134 35H132V37H133ZM137 36V35H136ZM149 36H150V34H149ZM153 36L154 35H152V37L151 38H153ZM156 36V35H155ZM169 36V35H168ZM235 36V35H234ZM10 37V36H9ZM20 37V36H19ZM22 37V36H21ZM48 37V36H47ZM50 37V36H49ZM78 37H82V36H78ZM84 37V38H85ZM94 37V36H93ZM98 37V36H97ZM131 37V36H130ZM129 37V38H130ZM141 37V36H140ZM143 37V36H142ZM146 37V36H145ZM164 37H165V39L166 38H168V37H166L165 35H164ZM193 37V36H192ZM224 37V36H223ZM3 38H5V37H3ZM2 38V39H3ZM61 38H62V36H61ZM84 38H82V39H84ZM87 38H88V36H87ZM99 38V37H98ZM113 38V37H112ZM134 38V37H133ZM150 38V39H151ZM158 38V37H157ZM156 37H155V39H157ZM203 38V37H202ZM215 38H217L216 36H215ZM237 38V37H236ZM248 38H250V36L248 37ZM252 38V37H251ZM21 39H23V38H21ZM26 39H27V37H26ZM45 39V38H44ZM76 39V38H75ZM78 39V38H77ZM76 39V40H77ZM81 39V38H80ZM93 39V38H92ZM95 39H96V37H95ZM131 39V38H130ZM145 39V38H144ZM149 39V38H148ZM161 39V38H160ZM171 39V38H170ZM170 39H169V41H170ZM198 39V38H197ZM200 39V38H199ZM198 39V40H199ZM233 39V38H232ZM39 40H41V38L39 39ZM38 40V41H39ZM48 40V39H47ZM74 40V39H73ZM79 40V39H78ZM105 40H108V39H105ZM138 40V39H137ZM146 40V39H145ZM152 41L154 40V38L153 39H151ZM173 40V39H172ZM201 40V39H200ZM33 41V40H32ZM44 41V40H43ZM42 41V42H43ZM69 41H71V40H69ZM68 41V42H69ZM80 41V40H79ZM79 41H78V43H79ZM83 41V40H82ZM135 41V40H134ZM133 41V42H134ZM142 41V40H141ZM148 41V40H147ZM155 41H157V40H155ZM155 41H153V42H155ZM228 41V40H227ZM227 41H225V42H227ZM233 41V40H232ZM245 41H246V39H245ZM260 41V40H259ZM1 42V41H0ZM4 42V41H3ZM7 42V41H6ZM41 42V41H40ZM41 42V43H42ZM45 43H47L46 42V39H45V41H44ZM72 42V41H71ZM74 42V41H73ZM77 42V41H76ZM75 42V43H76ZM85 42V41H84ZM91 42V41H90ZM95 42V41H94ZM158 42V41H157ZM163 42L164 41H162V43H161V45H165V44H163ZM176 42V41H175ZM195 42H197V41H195ZM199 42V41H198ZM220 42H221V40H220ZM229 42H230V40H229ZM228 42V43H229ZM250 42V41H249ZM258 42V41H257ZM52 43V42H51ZM51 43H49L50 45H51ZM54 43V42H53ZM56 43V42H55ZM65 43H66V41H65ZM70 43V42H69ZM68 43V44H69ZM83 43V42H82ZM103 43V42H102ZM140 43V42H139ZM223 43V42H222ZM233 43H236V42H233ZM251 43V42H250ZM261 43V42H260ZM259 43V44H260ZM1 44V43H0ZM12 44V43H11ZM24 44V43H23ZM23 44H22V46H23ZM57 44H60V43H56V44H52L53 46L54 45H57ZM67 44V43H66ZM66 44H64V45H66ZM86 44V43H85ZM88 44V43H87ZM101 44V43H100ZM135 44V43H134ZM146 44V43H145ZM167 44H169V43H167ZM166 44V45H167ZM171 44V43H170ZM187 44V43H186ZM185 44V45H186ZM213 44V43H212ZM215 44V43H214ZM262 44V43H261ZM2 45V44H1ZM8 45V44H7ZM38 45V44H37ZM51 45V46H52ZM74 45V44H73ZM82 45V44H81ZM116 45V44H115ZM149 45V44H148ZM253 45V44H252ZM251 45V46H252ZM4 46H6V44H5V42H4ZM13 46V45H12ZM21 46V47H22ZM34 46V45H33ZM46 46V45H45ZM60 46H62V45H60ZM71 46V45H70ZM120 46V45H119ZM139 46V45H138ZM169 45H167V47H168ZM203 46V45H202ZM232 46V45H231ZM230 46V47H231ZM20 47V48H21ZM58 47H59V45H58ZM57 47V48H58ZM88 47V46H87ZM94 47V46H93ZM102 47V46H101ZM108 47V46H107ZM117 47V46H116ZM134 47V46H133ZM166 47V48H167ZM170 47V46H169ZM190 47V46H189ZM207 47V46H206ZM206 47H203L204 48V52H206L205 51V48ZM219 47H220V45H219ZM223 47V46H222ZM234 47V46H233ZM233 47H231V48H233ZM239 47V46H238ZM4 48V47H3ZM9 48V47H8ZM25 48V47H24ZM39 48V47H38ZM56 48V49H57ZM66 48H68V46H66ZM75 48V47H74ZM76 48H78V47H76ZM125 48V47H124ZM171 48H173V47H171ZM171 48H170V50H171ZM176 48V47H175ZM178 48V47H177ZM203 48H201V49H203ZM4 49H6V48H4ZM12 49V48H11ZM23 49V48H22ZM22 49H20V50H22ZM27 48H25V50H26ZM30 49V48H29ZM45 49V48H44ZM55 49V48H54ZM59 49V48H58ZM107 49V48H106ZM148 49V48H147ZM146 49V50H147ZM152 49V48H151ZM174 49V48H173ZM207 50H208V48H206ZM210 49V48H209ZM226 49V48H225ZM224 49V53H222L221 52V54L222 55H220L219 53V55L220 56H222L221 57V59L220 60H217V62L216 61H214V63H211V65L213 64H215V63H217V64H215L214 66H212V67H210V71H211V73H212V75H210L209 77H214V79L212 80L211 79V81H210V79H209V81H208V79H207V81H206V79L204 80V78L205 77H208L207 76V72L206 73H204L203 75H202V78L201 79H203V81H195L194 79V77H191L190 75L192 74V73H190L189 71H190V65L191 64H189V62H190V60H189V62H188V60H187V58H186V54L184 55V54H182L181 52H184L183 50L180 52H176L175 53V56H177V58H179V60H180V62H178L177 61V58H176V62H178V64L180 63H182L183 64V67L188 71V74H189V80L187 81V82H181V83H179V84H175L176 86V90H174V91H176L175 92V97H173V98H175L176 99V101H175V106H174V108H172L173 110H171L172 112H171V115L170 116H167V119L166 120H164V123H165V125H164V127H163V129H162V131H161V134L163 135L162 136V138H161V145L163 146L162 148H160V149H152V150H150V149H146V144L143 142V141H141V140H137V138H136V140L137 141H135V139H133L131 136H130V138H132L133 140H131L130 141V138L128 137V139H129V142H130V145H128L129 147L128 148H126V149H117V150H115L117 147V145L116 146H113V144H112V147H109V145H107V148H108V152H109V156H110V158L109 157H107V158H109L110 160H112V166H109V165H107L108 167V170L109 169H114L115 171H117V173L118 172H126L127 174L126 175H128L129 174V176L128 177H135V178H132L131 180H133V182H135V180L134 179H136L137 178V176H135V175H138V177L139 178H141V177H143V179L142 180H140V182L141 183H143L144 185H145V187L146 186H148L149 188H151V189H159L160 191L159 192H162V194H165V193H167L168 192V190L169 189H172L173 190V188H175L176 190H178V191H180V194H181V192H182V194H183V196H189V195H187L188 193H189V190H190V185L188 186H184V185H181L182 187H179V185H178V183H177V181H178V179L179 178H176L175 177V174L170 170V166L169 165H167V161L169 162L170 160L168 159H166L167 161H165V157H164V155H165V153H163V151H165L166 152V150H168V151H170L171 153H174V154H176V155H178V156H180L182 153H184L183 154V162H187L188 160H190V159H194V161L199 165V167H197V169L199 168V169H202L205 165H206V163H207V161H208V159H209V151L208 152H206L205 150H203V149H205V148H203V146H202V148H200V146L202 145V139L204 138V139H206V138H208V140L209 139H213L216 143H218L219 145L220 144H222L223 146H225V147H230V148H233L232 150H234L235 149V146H238V147H240V148H243V149H248V146H247V144H246V141H245V138H244V136H242L240 133H239V131H237V129L236 128H234L233 126L234 125H232V123L234 122H232V120L230 119L231 117H232V113H235L236 111H240V113L238 114V115H244V112H246L247 111V109H248V107L251 105V99L253 98V96H254V94H255V92H256V90L257 89H259V87L261 86V84L264 82V65H263V68L261 67V68H258V69H254L255 68V66H258V62H260V61H262L261 63H263V61H264V47H260L259 46V48H257V49H254V47L252 48V47H250L249 45H247V44H244V48L242 49L241 47L240 48H237L236 47V50L235 51H231V53H230V48H228L227 50H225ZM242 49V50H241ZM19 50V49H18ZM77 50V49H76ZM99 50V49H98ZM104 50V49H103ZM116 50V49H115ZM149 50V49H148ZM168 50V49H167ZM195 50V49H194ZM2 51V50H1ZM13 51V50H12ZM16 51V50H15ZM22 51H24V50H22ZM45 51V50H44ZM49 51V50H48ZM47 51V52H48ZM79 51V50H78ZM102 51V50H101ZM110 51V50H109ZM108 51V52H109ZM118 51V50H117ZM156 51V50H155ZM154 51V52H155ZM201 51V50H200ZM65 52V51H64ZM103 52V51H102ZM105 52H107V50L105 51ZM111 52V51H110ZM114 52V51H113ZM125 52V51H124ZM148 52V51H147ZM152 52V51H151ZM174 52V51H173ZM186 52V51H185ZM190 52L192 53V51L190 50ZM194 52V51H193ZM195 52H197V51H195ZM199 52V51H198ZM212 52V51H211ZM217 52V51H216ZM31 53H32V51H31ZM36 53V52H35ZM40 54H41V52H39ZM74 53V52H73ZM80 53V52H79ZM91 53V52H90ZM201 53V52H200ZM199 53V54H200ZM27 54V53H26ZM33 54V53H32ZM81 54V53H80ZM97 54V53H96ZM104 54V53H103ZM108 54V53H107ZM155 54H159V53H155ZM193 54V53H192ZM198 54V53H197ZM196 54V55H197ZM203 54V53H202ZM206 54H208L209 55V53L207 52ZM215 54V53H214ZM4 55V54H3ZM70 55V54H69ZM72 55V54H71ZM102 55V54H101ZM105 55V54H104ZM110 55H112V54H110ZM207 55V56H208ZM41 56V55H40ZM58 56H59V54H58ZM87 56V55H86ZM174 56V57H175ZM188 56V55H187ZM215 56H217V55H215ZM225 56V57H224ZM7 57V56H6ZM17 57V56H16ZM36 57V56H35ZM43 57H44V55H43ZM49 57V56H48ZM51 57V56H50ZM82 57H83V53H82ZM146 57V56H145ZM171 57H173V55L171 56ZM25 58V57H24ZM39 58V57H38ZM53 58V57H52ZM58 58V57H57ZM57 58H56V63H57ZM68 58H70V57H68ZM67 58V59H68ZM92 58V57H91ZM101 58H103V57H101ZM105 58V57H104ZM103 58V59H104ZM137 58V57H136ZM210 58V57H209ZM216 58V57H215ZM4 59V58H3ZM50 59V61L51 62H53L52 60L53 59H55V58H53V59H51V58H49ZM61 59V58H60ZM63 59V58H62ZM67 59H65V60H67ZM144 59H146V58H144ZM151 59V58H150ZM149 59V60H150ZM162 59V58H161ZM192 59V58H191ZM200 59V58H199ZM34 60V59H33ZM71 60V59H70ZM86 60V59H85ZM94 60V59H93ZM98 60V59H97ZM96 60V61H97ZM101 60V59H100ZM100 60H99V62H100ZM108 60V59H107ZM139 60V59H138ZM147 60V59H146ZM175 60V59H174ZM205 60V59H204ZM216 60V59H215ZM7 61V60H6ZM36 61V60H35ZM63 61H64V59H63ZM76 61V60H75ZM79 61V60H78ZM102 61V60H101ZM148 61V60H147ZM46 62V61H45ZM55 62V61H54ZM70 62V61H69ZM71 62H72V60H71ZM98 62V61H97ZM103 63H104V61H102ZM102 62H100V63H102ZM105 62L106 63H108L106 60H105ZM112 62V61H111ZM117 62V61H116ZM206 62V61H205ZM209 62V61H208ZM213 62V61H212ZM38 63V62H37ZM36 63V64H37ZM42 63H44V62H42ZM58 63H61V62H58ZM66 63V62H65ZM73 63V62H72ZM76 63H78V62H76ZM75 63V64H76ZM84 63V62H83ZM102 63V64H103ZM114 63V62H113ZM219 63V64H218ZM15 64V63H14ZM53 65L55 64V63H52ZM64 64V63H63ZM67 64V63H66ZM80 64V63H79ZM82 64V63H81ZM98 64V63H97ZM105 64V63H104ZM111 64V63H110ZM118 64V63H117ZM146 64V63H145ZM255 64H257V65H255ZM260 64V63H259ZM28 65V64H27ZM51 65V64H50ZM53 65L52 66H50L51 68H49V69H52V68H54L55 69V67H53ZM59 65H61V64H59ZM94 65H95V63H94ZM210 65V66H211ZM35 66V65H34ZM44 66V65H43ZM63 66V65H62ZM77 66H78V64H77ZM85 66V65H84ZM84 66H82V67H84ZM142 66V65H141ZM143 66H145V65H143ZM75 67V66H74ZM79 67V66H78ZM86 67V66H85ZM89 67H91V66H89ZM146 67V66H145ZM40 68V67H39ZM56 68H58V66L56 67ZM66 68V67H65ZM117 68H119V67H117ZM121 68V67H120ZM132 68V67H131ZM138 68V67H137ZM136 68V69H137ZM149 68V67H148ZM153 68V67H152ZM204 68H205V66H204ZM257 68V67H256ZM4 69H6V68H4ZM4 69H3V71H4ZM15 69V68H14ZM48 69V70H49ZM54 69H52V70H54ZM69 69H71V68H69ZM73 69V68H72ZM82 69V68H81ZM122 69H124V67L122 68ZM125 69H127V68H125ZM134 69H135V67H134ZM140 69V68H139ZM138 69V70H139ZM18 70V69H17ZM19 70H20V68H19ZM31 70V69H30ZM120 70V69H119ZM182 70V69H181ZM8 71V70H7ZM46 71V70H45ZM45 71H43V72H45ZM49 71H51V70H49ZM59 71H60V69H59ZM66 71V70H65ZM75 71V70H74ZM83 71V70H82ZM102 71V70H101ZM121 71V70H120ZM126 71V70H125ZM139 71H141V70H139ZM146 71H147V68H146ZM149 71V70H148ZM150 71H151V68H150ZM191 71H193V70H191ZM35 72V71H34ZM63 72H64V70H63ZM63 72L61 71V73L63 74ZM68 72H70L71 73V71H68ZM68 72H66V73H68ZM72 72H73V70H72ZM85 72V71H84ZM83 72V73H84ZM98 72V71H97ZM124 72V71H123ZM128 72V71H127ZM145 72V71H144ZM209 72V71H208ZM15 73V72H14ZM33 73V72H32ZM50 73V72H49ZM61 73L59 74V73H57V74H59V76L61 75ZM140 73V72H139ZM153 73V72H152ZM210 73V74H211ZM11 74V73H10ZM19 74V73H18ZM39 74V73H38ZM46 74V73H45ZM48 74V73H47ZM54 73L52 72V74L51 75H53ZM87 74V73H86ZM115 74H116V72H115ZM119 74V73H118ZM121 74H122V72H121ZM138 74V73H137ZM154 74H156V73H154ZM175 74V73H174ZM187 74V75H188ZM252 74V75H251ZM5 75V74H4ZM16 75H17V73H16ZM23 75V74H22ZM26 75H27V73H26ZM25 75V76H26ZM40 75V74H39ZM67 75V74H66ZM76 75V74H75ZM85 75V74H84ZM106 75V74H105ZM129 75V74H128ZM144 75V74H143ZM148 75H149V73H148ZM147 75V76H148ZM181 75V74H180ZM248 75H251L250 77H246V76H248ZM253 75H257L256 76V78H254L253 80H251V81H249V79L251 78V77H254ZM2 76V75H1ZM18 76V75H17ZM21 76V75H20ZM24 76V77H25ZM29 76V75H28ZM38 76V75H37ZM43 76H46V75H43ZM48 77H49V79L50 78H54L55 76H49V75H47ZM46 76V77H47ZM58 75L56 76L57 78L59 77ZM63 76H64V74H63ZM72 76H73V74H72ZM122 76V75H121ZM130 76V75H129ZM129 76H127V77H129ZM150 76V75H149ZM182 76V75H181ZM185 76V75H184ZM16 77V76H15ZM23 77V76H22ZM23 77V78H24ZM61 77V76H60ZM59 77V78H60ZM65 77V76H64ZM77 77V76H76ZM124 77H126V76H124ZM124 77H122V78H124ZM131 77V76H130ZM143 77V76H142ZM6 78V77H5ZM26 78V77H25ZM28 78V77H27ZM58 78V79H59ZM98 78V77H97ZM113 78V77H112ZM136 78V77H135ZM138 78V77H137ZM149 77H147V79H148ZM4 79V78H3ZM11 79H13V77L11 78ZM16 79H18V78H16ZM15 79V80H16ZM43 79V78H42ZM55 79V78H54ZM53 79V80H54ZM61 79V78H60ZM104 79V78H103ZM132 79V78H131ZM134 79V78H133ZM168 79V78H167ZM173 79V78H172ZM175 79V78H174ZM183 79V78H182ZM187 79V78H186ZM199 79V78H198ZM18 80H21V79H18ZM23 80H26V79H23ZM67 80V79H66ZM138 80H139V78L137 79V82H138ZM28 81V80H27ZM26 81V82H27ZM47 81H48V78H47ZM51 81V80H50ZM55 81V80H54ZM63 81V80H62ZM61 81V82H62ZM84 81V80H83ZM142 81V80H141ZM164 81H165V79H164ZM249 81V82H248ZM6 82H8V80L6 81ZM26 82H25V84H26ZM29 82V81H28ZM45 82V81H44ZM52 82V81H51ZM57 82H59V81H57ZM80 82V81H79ZM171 82V81H170ZM211 82V83H210ZM14 83V82H13ZM21 83H22V80H21ZM56 83V82H55ZM64 83V82H63ZM63 83H61L62 85H63ZM66 83V82H65ZM76 83V82H75ZM101 83V82H100ZM131 83H132V81H131ZM39 84V83H38ZM42 84H44V83H42ZM53 84V83H52ZM59 84H60V82H59ZM98 84V83H97ZM102 84V83H101ZM100 84V85H101ZM171 84H173V83H171ZM8 85V84H7ZM20 85V84H19ZM65 85V84H64ZM103 85V84H102ZM11 86V85H10ZM37 86V85H36ZM61 86V85H60ZM86 86V85H85ZM104 86V85H103ZM127 86V85H126ZM137 86V85H136ZM135 86V87H136ZM139 86V85H138ZM47 87V86H46ZM63 87V86H62ZM72 87V86H71ZM77 87V86H76ZM143 87V86H142ZM51 88H52V86H51ZM90 88H91V86H90ZM12 89V88H11ZM15 89V88H14ZM43 89V88H42ZM93 89V88H92ZM91 89V90H92ZM44 90H46V88L44 89ZM51 90V89H50ZM70 90V89H69ZM18 91V90H17ZM33 91V90H32ZM47 91H48V89H47ZM74 91V90H73ZM96 91V90H95ZM168 91V90H167ZM170 91V90H169ZM172 91V90H171ZM59 92H61V91H59ZM143 92V91H142ZM146 92V91H145ZM148 92V91H147ZM2 93V92H1ZM79 93H80V90H79ZM85 93V92H84ZM157 93H158V91H157ZM28 94V93H27ZM26 94V95H27ZM30 94V93H29ZM29 94H28V96H29ZM61 94V93H60ZM64 94V93H63ZM169 94V93H168ZM1 95V94H0ZM22 95V94H21ZM30 95H32V94H30ZM36 95V94H35ZM41 95V94H40ZM62 95V94H61ZM82 95V94H81ZM148 95V94H147ZM163 95V94H162ZM166 95V94H165ZM174 95V94H173ZM172 95V96H173ZM23 96H25L24 94H23ZM54 96V95H53ZM52 96V97H53ZM63 96V95H62ZM87 96V95H86ZM142 96V95H141ZM171 96V97H172ZM5 97V96H4ZM19 97H20V95H19ZM19 97H17V98H19ZM30 97V96H29ZM37 97V96H36ZM74 97V96H73ZM133 97V96H132ZM163 97V96H162ZM35 98V97H34ZM33 98V99H34ZM129 98V97H128ZM138 98V97H137ZM2 99V98H1ZM37 99V98H36ZM122 99V98H121ZM158 99V98H157ZM16 100V99H15ZM43 100V99H42ZM105 100V99H104ZM120 100V99H119ZM129 100H130V98H129ZM128 100V101H129ZM166 100V99H165ZM83 101V100H82ZM81 101V102H82ZM122 101V100H121ZM127 101V102H128ZM142 102V101H141ZM140 102V103H141ZM155 102V101H154ZM154 102H152V103H154ZM1 103V102H0ZM80 103V102H79ZM86 103V102H85ZM104 103V102H103ZM123 103V102H122ZM151 103V104H152ZM62 104H63V102H62ZM83 104V103H82ZM98 104V103H97ZM97 104H96V106H97ZM121 104V103H120ZM128 104V103H127ZM74 105V104H73ZM103 105V104H102ZM109 105V104H108ZM139 105V104H138ZM72 106V105H71ZM239 107V110H237V108ZM18 108V107H17ZM67 108V107H66ZM152 108V107H151ZM102 109V108H101ZM241 109V110H240ZM27 110V109H26ZM118 110V109H117ZM153 110V109H152ZM12 111V110H11ZM60 111V110H59ZM102 111V110H101ZM148 111V110H147ZM77 112V111H76ZM79 112V111H78ZM81 112V111H80ZM1 113V112H0ZM21 113V112H20ZM31 113V112H30ZM68 113V112H67ZM144 113V112H143ZM168 113V112H167ZM2 114V113H1ZM16 114V113H15ZM38 114V113H37ZM36 114V115H37ZM21 115V114H20ZM33 115V114H32ZM117 115V114H116ZM39 116V115H38ZM120 116V115H119ZM144 116V115H143ZM234 116V115H233ZM246 116V115H245ZM12 117V116H11ZM83 117V116H82ZM135 117V116H134ZM238 117V116H237ZM240 117V116H239ZM32 118V117H31ZM121 118V117H120ZM234 118H236V117H234ZM8 119V118H7ZM122 119V118H121ZM126 119V118H125ZM128 119V118H127ZM130 119V118H129ZM128 119V120H129ZM240 119V118H239ZM238 119V120H239ZM153 120V119H152ZM1 121H3V120H1ZM9 121V120H8ZM22 121H23V119H22ZM25 121V120H24ZM121 121V120H120ZM155 121V120H154ZM160 121H162V120H160ZM166 121V122H165ZM247 121V120H246ZM124 122V121H123ZM129 122H130V120H129ZM144 122V121H143ZM156 122V121H155ZM155 122H154V124H155ZM142 123V122H141ZM148 123V122H147ZM157 123V122H156ZM3 124V123H2ZM5 124V123H4ZM13 124V123H12ZM40 124V123H39ZM129 124V123H128ZM158 124V123H157ZM160 124V123H159ZM162 124V123H161ZM235 124V123H234ZM20 125V124H19ZM22 125V124H21ZM118 125V124H117ZM116 125V126H117ZM127 124H125V126H126ZM133 125V124H132ZM132 125H130V126H132ZM135 125V124H134ZM140 125V124H139ZM3 126V125H2ZM32 126V125H31ZM34 126V125H33ZM99 126V125H98ZM119 126H121L120 124H119ZM129 126V127H130ZM138 126V125H137ZM141 126H143V125H141ZM17 127H19V126H17ZM135 127H136V125H135ZM135 127H134V130H135ZM25 128V127H24ZM133 127H131V129H132ZM137 129L139 128V127H136ZM143 128V127H142ZM126 129V128H125ZM130 129V128H129ZM3 130V129H2ZM46 130V129H45ZM114 130H115V128H114ZM134 130H132V131H134ZM140 130H142V129H140ZM140 130H138V133H140L139 131ZM165 130V131H164ZM19 131V130H18ZM34 131V130H33ZM131 131V130H130ZM129 131V133H131ZM143 131V130H142ZM141 131V132H142ZM148 130H146V132H147ZM157 131V130H156ZM39 132V131H38ZM115 132V131H114ZM16 133V132H15ZM128 133V132H127ZM129 133H128V135H126V136H129ZM136 133H137V131H136ZM142 133H145L144 131L142 132ZM164 133V134H163ZM110 134V133H109ZM132 134H134V132H132ZM146 134V133H145ZM159 134H160V132H159ZM12 135V134H11ZM21 135V134H20ZM28 135V134H27ZM50 135V134H49ZM140 135V134H139ZM146 135H148V134H146ZM152 135V134H151ZM10 136V135H9ZM18 136V135H17ZM107 136V135H106ZM143 135L141 134V137H142ZM153 136V135H152ZM203 136H205V137H203ZM54 137V136H53ZM125 137V136H124ZM141 137H139V138H141ZM150 137V139L146 136V138L147 139H149V143L151 142V143H153V146H154V142H155V140H154V138L153 137H151V136H149ZM57 138V137H56ZM217 138V139H216ZM30 139V138H29ZM102 139V138H101ZM126 139V138H125ZM143 139V138H142ZM144 139H145V137H144ZM216 139V140H215ZM16 140V139H15ZM26 140V139H25ZM52 140V139H51ZM146 140V139H145ZM103 141V140H102ZM107 141V140H106ZM112 141V140H111ZM204 141V140H203ZM206 141H207V139H206ZM214 141H213V143H214ZM147 142V141H146ZM200 142H201V145H200ZM205 142V141H204ZM2 143V142H1ZM24 144V143H23ZM100 144V143H99ZM103 145L105 144V143H102ZM101 144V145H102ZM107 144H111L110 142H107ZM118 144V143H117ZM210 144V143H209ZM1 145V144H0ZM16 145V144H15ZM102 145V146H103ZM206 145H207V143H206ZM211 146H212V142H211V144H210ZM214 145H216V144H214ZM210 146V147H211ZM16 147V146H15ZM105 147H106V145H105ZM105 147H103L104 148V150H105ZM114 147H116V148H114ZM87 148V147H86ZM110 148V149H109ZM130 148V149H129ZM129 149V150H128ZM163 149H165V150H163ZM209 149H214V148H209ZM92 151H93V149H91ZM90 149H89V151H91ZM95 150V149H94ZM22 151V150H21ZM20 151V152H21ZM88 151V152H89ZM96 151V150H95ZM107 150H105L104 152H106ZM167 151V152H168ZM248 151V150H247ZM77 151H75V153H76ZM80 152V151H79ZM83 152V151H82ZM87 152V153H88ZM249 152V151H248ZM18 153V152H17ZM78 153V152H77ZM84 153V152H83ZM107 153V152H106ZM79 154H81V152L79 153ZM89 154V153H88ZM167 154V153H166ZM71 155V154H70ZM78 155V154H77ZM98 155H99V153H98ZM102 155H103V153H102ZM101 155V156H102ZM105 155V154H104ZM119 155H124V157L123 156H119ZM168 155V154H167ZM170 155V154H169ZM72 156V155H71ZM80 156V155H79ZM78 156V157H79ZM86 156H87V154H86ZM93 156V155H92ZM100 156V155H99ZM178 156H177V158H178ZM77 157V156H76ZM83 157V156H82ZM91 158V156L89 157V159ZM106 158V159H107ZM168 158V157H167ZM174 158V157H173ZM176 158V157H175ZM176 158V159H177ZM9 159V158H8ZM88 159V158H87ZM88 159V160H89ZM92 159H94V158H92ZM101 159V158H100ZM103 159V158H102ZM105 159V158H104ZM103 159V160H104ZM105 159V161H107ZM31 160V159H30ZM56 160V159H55ZM61 160V159H60ZM80 160H82V162L83 161H85V158L84 159H80ZM79 160V161H80ZM102 160V162H105V161H103ZM178 160V159H177ZM36 161V160H35ZM67 161V160H66ZM72 161H74V160H72ZM72 161H70V162H72ZM93 161V160H92ZM91 160L90 161H88V162H86L87 164L89 163V162H92ZM172 161H174V160H172ZM21 162V161H20ZM81 162V161H80ZM80 162H78L77 161V163H80ZM99 162H101V161H99ZM179 162V161H178ZM69 163V162H68ZM73 163V162H72ZM97 163V162H96ZM95 163V164H96ZM106 164L108 163V162H105ZM109 163H111L110 161H109ZM180 163V162H179ZM62 164V163H61ZM66 164V163H65ZM85 164V163H84ZM86 164V165H87ZM94 164V165H95ZM98 165H99V163H97ZM103 164V163H102ZM173 164V163H172ZM181 164V163H180ZM79 165V164H78ZM80 165H83V164H80ZM92 165H93V163H92ZM91 164L89 165L90 167H92L93 168V166H92ZM97 165V166H98ZM104 165V164H103ZM175 165V164H174ZM197 165V166H198ZM32 166V165H31ZM67 166V165H66ZM70 166V165H69ZM88 165L86 166V167H84V168H87V169H89L88 167H89ZM100 166V165H99ZM177 166V165H176ZM181 166V165H180ZM83 167H82V169H83ZM105 167V166H104ZM110 167V168H109ZM112 167V168H111ZM196 167V166H195ZM99 168V167H98ZM98 168H96V169H98ZM175 168V167H174ZM177 168V167H176ZM48 169V168H47ZM63 169V168H62ZM96 169H94L93 168V170L94 171H96ZM106 169V168H105ZM109 170L108 172H109V174L110 173H112L111 175L112 176H114V178H116L117 176L116 175H114V170ZM60 170V169H59ZM79 170H80V172H83V173H86V172H88L87 170H86V172H84V171H81V169L79 168ZM78 170V171H79ZM84 170V169H83ZM90 170V169H89ZM99 170V169H98ZM100 170H102V169H100ZM99 170V171H100ZM76 171V170H75ZM91 171V170H90ZM98 171V172H99ZM198 171V170H197ZM53 172V171H52ZM93 172V171H92ZM104 172H105V170H104ZM103 171L102 172H100V174H102V173H104ZM107 173V172H106ZM117 173H115V174H117ZM76 174H78V173H76ZM82 173H80V175H81ZM87 174V173H86ZM88 174H89V172H88ZM91 174V173H90ZM94 174V173H93ZM93 174H91L90 176H92ZM97 174V173H96ZM108 174V175H109ZM55 175V174H54ZM65 175V174H64ZM83 175V174H82ZM85 175V174H84ZM95 175V174H94ZM103 175H105V174H103ZM107 175V176H108ZM118 175V174H117ZM121 175V174H120ZM120 175H119V177H120ZM76 176V175H75ZM98 176V175H97ZM97 176H95L94 178H97ZM110 176V175H109ZM50 177V176H49ZM78 177V176H77ZM93 177V176H92ZM91 177V178H92ZM103 177V178H102ZM123 177V176H122ZM122 177H120V179H121V182L123 183V181H122ZM102 180L101 181H103V186H100L99 188V194L97 195L98 197H96V198H98V200H95V202L94 203H90V205L91 204H93L92 206L93 207H91V208H89L90 207V205H89V203L87 204V203H85V201H84V204L85 205H89V207L87 208V215L88 216H90V218L89 219H86V217L85 218H83L82 217V215H85V214H81V216H76L75 217V209L73 208V207H75V206H71L72 208H73V214H74V216H72L71 215V217L72 218H74V219H76V220H74L75 222L76 221H78L76 224H78V223H81L82 225L81 226H83V225H85V220L84 219H86V223H88V224H90V223H92V222H99L100 220H110V222L109 221H107V222H109V223H113V225H118V224H120L121 225V232L123 233V230L125 229H123V227L125 226L126 227V225H124V224H127V225H129V226H131L130 224L131 223H135V222H137L138 221V217H137V214H138V211H140L139 209H137L133 204H131V202L127 199V197L126 198H122L121 197V189L125 186V181H124V186L123 187H121V189L120 188H118L117 186H120L119 184L116 186L115 185V183L114 182H117L116 180H118L119 178H116V180L113 178V179H111V178H109V177H104V176H101L100 177ZM100 178H98V179H100ZM124 178H127V177H124ZM124 178H123V180H124ZM130 180V178H127L126 179V182H127V180ZM87 180H89V179H87ZM96 180V179H95ZM131 180H130V182H131ZM137 180V179H136ZM86 181V180H85ZM94 181V180H93ZM98 181V180H97ZM101 181H100V183H101ZM114 181V182H113ZM138 182H139V179L137 180ZM91 182V181H90ZM89 181H88V185H89V183H90ZM140 182H139V185H141L140 184ZM179 183H180V181H178ZM86 183H87V181H86ZM85 183V184H86ZM92 183V182H91ZM119 183V182H118ZM128 183V182H127ZM48 184V183H47ZM54 184V183H53ZM60 184V183H59ZM58 184V185H59ZM66 184V183H65ZM74 184V183H73ZM130 184V183H129ZM135 185L137 184V182L136 183H134ZM180 184H182V183H180ZM61 185V184H60ZM59 185V186H60ZM63 185V184H62ZM68 185V184H67ZM72 185V184H71ZM95 183H94V187H95ZM97 185L99 186L100 184L99 183H97ZM97 185H96V188H97ZM122 185V184H121ZM126 185H128V184H126ZM132 186H133V184H131ZM135 185H134V187H135ZM138 185V184H137ZM138 185V186H139ZM47 186V185H46ZM57 186V185H56ZM85 186V185H84ZM131 186V187H132ZM41 187V186H40ZM78 187V186H77ZM76 187V188H77ZM90 187H92V184L90 185ZM127 187V189H122V190H128V188H130L131 189V187L130 186H126ZM125 187V188H126ZM192 187V186H191ZM46 188V187H45ZM53 188V187H52ZM87 188V187H86ZM93 189V190H96L97 191V189ZM136 188V187H135ZM50 189V188H49ZM57 189H59V188H57ZM74 189V188H73ZM72 189V190H73ZM78 189V188H77ZM81 189V188H80ZM85 189V188H84ZM141 189V188H140ZM39 190V189H38ZM56 190V189H55ZM90 190H91V188H90ZM59 191V190H58ZM78 191V190H77ZM95 191V192H96ZM124 191H122L123 192V194L124 193H126V192H124ZM191 191V190H190ZM60 192V191H59ZM58 192V193H59ZM69 192V191H68ZM73 192H75V190L73 191ZM133 192V189H132V191H131V193H130V190H129V192L127 193L129 196L131 195V196H133L132 194H134V193H132ZM94 193V192H93ZM130 193V194H129ZM71 194V193H70ZM161 194V195H162ZM76 195V194H75ZM79 195V194H78ZM85 195V194H84ZM95 195V196H96ZM125 195V194H124ZM136 195V194H135ZM134 195V196H135ZM66 196H69V195H66ZM80 196V195H79ZM91 196V195H90ZM127 196V195H126ZM131 196L130 197H128V198H131ZM27 197V196H26ZM35 197V196H34ZM57 197H59V196H57ZM86 197V196H85ZM89 197V196H88ZM87 197V198H88ZM120 197V198H119ZM186 197H185V199H186ZM30 198V197H29ZM65 198V197H64ZM63 198V199H64ZM79 198V197H78ZM134 198V197H133ZM73 199V198H72ZM76 199V198H75ZM80 199H82L81 197H80ZM90 199H92V197L90 198ZM62 200V199H61ZM82 200H84V199H82ZM89 200V199H88ZM132 200V199H131ZM134 200V199H133ZM132 200V201H133ZM36 201V200H35ZM75 201V200H74ZM87 201V200H86ZM90 201V200H89ZM89 201H87V202H89ZM27 202V201H26ZM41 202V201H40ZM40 202L38 203V204H40ZM72 202V201H71ZM92 202V201H91ZM24 203V202H23ZM63 203V202H62ZM66 203V205H67V202H65ZM28 204V203H27ZM52 204V203H51ZM58 204V203H57ZM64 204V203H63ZM69 204H71V203H69ZM68 204V205H69ZM76 204V203H75ZM135 205H136V203H134ZM55 205V204H54ZM45 206V205H44ZM44 206H41V207H44ZM46 206H47V204H46ZM57 206V205H56ZM62 206V205H61ZM82 206V205H81ZM49 207H50V205H49ZM68 208H69V206H67ZM70 207V208H71ZM83 207V206H82ZM14 208V207H13ZM40 208V207H39ZM52 208V207H51ZM54 208V207H53ZM55 208H57V207H55ZM17 209V208H16ZM59 209V208H58ZM79 209H81V208H79ZM38 210V209H37ZM47 210V209H46ZM64 210H65V208H64ZM63 210V211H64ZM70 210V209H69ZM68 210V211H69ZM77 210V209H76ZM82 210H83V208H82ZM54 211V210H53ZM60 211H62V210H60ZM68 211H66L65 210V214H68L67 212ZM71 212H69V214L70 213H72V210H70ZM79 211V210H78ZM125 211H127L128 212V214L125 212ZM38 212V211H37ZM47 212H48V210H47ZM55 212V211H54ZM126 214H125V213ZM140 212H143V211H140ZM17 213V212H16ZM22 213V212H21ZM20 213V214H21ZM27 213V212H26ZM26 213H25V215H26ZM124 213V214H123ZM144 213H146V212H144ZM143 213V214H144ZM23 214H24V212H23ZM62 213H60V215H61ZM76 214H80V213H76ZM122 214H123V216L125 217L124 219H122ZM17 216H18V214H16ZM33 215V214H32ZM46 215V214H45ZM50 215V214H49ZM87 215H85V216H87ZM127 215H128V217H127ZM24 216V215H23ZM34 216H35V214H34ZM22 217V216H21ZM25 217V216H24ZM23 217V218H24ZM27 217V216H26ZM29 217V216H28ZM33 217V216H32ZM44 217V216H43ZM51 217V216H50ZM68 217H70V215L68 216ZM68 217H66V219L68 218ZM19 218V217H18ZM31 218V217H30ZM34 218H37L36 216L34 217ZM34 218H32L33 220H34ZM46 218V217H45ZM55 218V217H54ZM57 218H59V217H57ZM108 218V219H107ZM143 218H145V217H143ZM42 219H44V218H42ZM65 219V220H66ZM83 219V220H82ZM47 220V219H46ZM49 220V219H48ZM59 220H61V219H59ZM68 220V219H67ZM70 220V219H69ZM73 220V219H72ZM123 220H125V222H124V226H122V222H123ZM36 221V220H35ZM40 221V220H39ZM73 221V222H74ZM149 221V220H148ZM12 222H13V220H12ZM37 222V221H36ZM43 222H45V221H43ZM72 222V223H73ZM118 222H120V223H118ZM150 222V221H149ZM25 223V222H24ZM84 223V224H83ZM106 223V222H105ZM111 223V224H112ZM115 223V224H114ZM141 223H142V221H141ZM141 223H139V224H141ZM146 223V222H145ZM31 223V221H30V226H31V228L30 227H28V228H30L33 232H35V234L36 235H34L35 236V238L37 237V239L40 241V243L39 244H41V246H43V247H41V248H43L44 249V252L45 253H43L44 255H46L47 254V257H46V259L47 260H49V261H51V260H54V262H55V264H69L68 262H73V264H82V263H87V264H101L102 263V261L104 262L106 259L108 260H106L109 264H120V263H122V262H125V260L122 258L123 257V253L125 254V253H127V251L129 250H132L133 251V249L134 250H136V251H141V248L143 247V248H147L148 247V245H150V238H151V235L150 234H148L147 232H148V230H151L152 231V228L151 229H144V230H142V232L144 233V234H142V232L140 231V230H136L133 226H131L130 227V229H129V231H127V229H125L126 231H127V233H131L129 236L127 235L125 238V240L122 242V240H121V238L120 237H122V235L121 236H118V238H120L118 241H116V240H114L115 242H118L120 245H121V242H122V244L124 243V244H127V245H125V246H122V248H120L119 246H118V248L116 247V246H114V244L112 245V243H111V245L109 246H103L102 247V250H101V247L98 245V243L96 244L97 246L96 247H94L93 245H92V247H90V246H88L87 247V249H82V248H85V247H81V245H83V242H86L87 243V241L88 240H90V239H88V235L90 234H79V235H74L75 237H77L76 239V241L74 242L75 244H71V243H73V240H71L72 242L70 243L71 244V246L73 245V248H72V250H69V253H66V254H69V255H66V254H62V252H61V254L60 253H58L57 252V249H58V246L57 245H55V246H57V248H56V250L55 249H53L54 247H51L50 246V244H48V242L46 241L47 239L49 240L50 238H48L49 236H47L46 235V229H45V231H43L41 228L42 227H39L40 225H38L37 223L36 224H32ZM47 224V223H46ZM50 224V223H49ZM93 224V223H92ZM103 224H104V222H103ZM138 224V225H139ZM147 224V223H146ZM25 225V224H24ZM42 225V224H41ZM55 225V224H54ZM59 225V224H58ZM70 225V224H69ZM73 225V224H72ZM75 225V224H74ZM73 225V226H74ZM79 225V224H78ZM78 225H77V227H78ZM87 225V224H86ZM93 225H95V224H93ZM99 225H100V223H98V225H96V226H94V228L96 227V229H97V227L99 228ZM101 225H102V223H101ZM101 225H100V229H101ZM107 225V224H106ZM106 225H103V226H105V229L103 228V226H102V228H103V230H107L106 229V227L108 226H106ZM149 225V224H148ZM65 226V225H64ZM110 226V225H109ZM136 226V225H135ZM142 226V225H141ZM147 226V225H146ZM57 227V226H56ZM55 227V228H56ZM84 227V226H83ZM89 227V226H88ZM91 227H92V225H91ZM111 227V226H110ZM137 227V226H136ZM139 227H140V225H139ZM25 228H27V227H25ZM27 228V230H29ZM64 228V227H63ZM67 228H69V227H67ZM79 228H80V226H79ZM93 227H92V229H94ZM108 229H110L109 227H107ZM112 228V227H111ZM115 228V227H114ZM118 228H119V226H118ZM120 228H119V231H120ZM133 228L135 229V230H133ZM138 228V227H137ZM16 229V228H15ZM59 229V228H58ZM65 229V228H64ZM86 229H87V227H86ZM91 228H89V230H92ZM142 229V228H141ZM63 230V229H62ZM61 230V231H62ZM84 230V229H83ZM82 230V231H83ZM95 230V229H94ZM112 230H116V229H111V231ZM17 231H19V229L17 230ZM72 231V230H71ZM79 231L81 232V230L79 229ZM99 231V230H98ZM97 231V232H98ZM119 231H117L119 234H120V232ZM126 231H124V232H126ZM134 233H133V232ZM5 232V231H4ZM3 232V233H4ZM30 232V231H29ZM48 232V231H47ZM51 232H53V231H51ZM73 232L75 233V231H74V229H73ZM88 232V231H87ZM87 232H85V233H87ZM92 232H93V230H92ZM95 232H96V230H95ZM99 232H101V231H99ZM98 232V233H99ZM116 231H115V233H117ZM2 233V234H3ZM66 233V232H65ZM81 233H83V232H81ZM105 233H106V231H105ZM110 233V232H109ZM109 233H107V234H109ZM27 234V233H26ZM92 234V233H91ZM90 234V235H91ZM113 234V236L115 235L114 233H112ZM118 234V235H119ZM59 235V234H58ZM117 235V234H116ZM54 236V235H53ZM56 236V235H55ZM54 236V237H55ZM107 236V235H106ZM105 236V237H106ZM109 236V235H108ZM123 236H125V234H123ZM53 237V238H54ZM95 237V236H94ZM97 237V236H96ZM95 237V238H96ZM102 237H104V234H102ZM102 237H100V238H102ZM112 236H110V238H111ZM115 237H117V236H115ZM139 237V238H138ZM31 238V237H30ZM73 238V237H72ZM94 238V239H95ZM108 238V237H107ZM114 238V237H113ZM122 238H124V237H122ZM5 239V238H4ZM32 239V238H31ZM74 239V238H73ZM97 239V238H96ZM99 239V238H98ZM29 240V239H28ZM36 240V239H35ZM37 240V241H38ZM69 240V239H68ZM78 240H79V242H78ZM92 240H93V238H92ZM92 240H91V244L93 243L92 242ZM102 240L103 241H105V238L103 239L102 238ZM101 239H100V242L102 241ZM107 240H110V241H112L111 239H107ZM106 240V242H109V241H107ZM142 240L144 241V243L142 242ZM6 241V240H5ZM38 241V242H39ZM70 241V240H69ZM127 241V242H126ZM128 241H130V242H128ZM2 242V241H1ZM35 242V241H34ZM52 242V241H51ZM60 242V241H59ZM64 242V241H63ZM77 242V243H76ZM114 242V243H115ZM50 243V242H49ZM53 243V242H52ZM65 243V242H64ZM67 243H68V241H67ZM66 243V244H67ZM103 242H101V244H102ZM117 243V244H118ZM129 243V244H128ZM15 244H16V242H15ZM30 244V243H29ZM36 244V243H35ZM54 244V243H53ZM65 244V245H66ZM85 244V243H84ZM107 244V243H106ZM32 245V244H31ZM130 245V246H129ZM38 246V245H37ZM54 246V245H53ZM62 246V245H61ZM76 246V248L74 249V247ZM100 248H99V247ZM146 246V247H145ZM1 247V246H0ZM19 247V246H18ZM40 247V246H39ZM66 247H68V244H67V246ZM69 247H70V245H69ZM133 248V249H132ZM66 249V248H65ZM42 250V249H41ZM62 250H63V248H62ZM68 250V249H67ZM147 250V249H146ZM16 251V250H15ZM26 251V250H25ZM64 251V250H63ZM66 251V250H65ZM126 251V252H125ZM33 252V251H32ZM38 252V251H37ZM67 252V251H66ZM13 253V252H12ZM11 253V254H12ZM21 253V252H20ZM59 255H58V254ZM136 253V252H135ZM2 254V253H1ZM15 254V253H14ZM33 254V253H32ZM128 254V253H127ZM24 255V254H23ZM29 255V254H28ZM37 256H38V254H36ZM21 256V255H20ZM34 256V255H33ZM131 256V254H129V256L128 257H130ZM140 256V255H139ZM138 256V257H139ZM34 257H36V256H34ZM45 257V256H44ZM135 257V256H134ZM24 258V257H23ZM22 258V259H23ZM132 258V257H131ZM27 259H29V258H27ZM46 259H45V262H46ZM25 260V259H24ZM79 260V261H78ZM83 261V262H81V261ZM93 260H95V261H93ZM101 260V261H100ZM133 259H131V260H129V262L130 261H132ZM43 261V260H42ZM105 261V262H106ZM134 262H135V260H133ZM133 261H132V263H133ZM23 262V261H22ZM44 262V261H43ZM44 262V263H45ZM54 262H52V263H54ZM128 262V261H127ZM126 262V263H127ZM24 263H25V261H24ZM37 263V262H36ZM47 263V262H46ZM45 263V264H46ZM50 262H48V264H49ZM85 263V264H86ZM17 264H19V263H17ZM22 264V263H21ZM32 264V263H31ZM125 264V263H124Z\"/></svg>",
  "mask_w": 264,
  "mask_h": 264
},
{
  "label": "crops",
  "instance_id": "3",
  "mask_svg": "<svg viewBox=\"0 0 264 264\" xmlns=\"http://www.w3.org/2000/svg\"><path fill=\"white\" fill-rule=\"evenodd\" d=\"M260 88V87H259ZM258 90V89H257ZM264 93V90L258 92L257 95ZM258 103V111H260V107L264 109V99L259 98L257 100ZM260 123L264 129V116L260 118ZM264 131V130H263ZM264 134V133H263ZM257 190L264 192V177L261 179ZM256 198V197H255ZM257 204L253 205L255 209ZM212 208V209H211ZM197 218L201 221L204 225V229L207 230L213 239L221 241L223 240L225 243L229 244L232 250L240 257L247 261L249 257V253L247 250L244 249V242L245 240L252 235H255L254 230L249 227L248 223H243L239 226L235 225L233 219H235L234 214L225 210V208H218L216 206H212L210 204H201L197 210ZM257 217H263L264 219V200L262 199V203L260 206L259 211L256 212ZM228 219L231 223L230 226H226L223 229V226L226 224V220ZM230 225V224H229ZM179 248V256H177L173 262L171 261L170 264H217L214 263L213 257L210 255V252L207 253L206 249H202L198 245L193 242H187L184 240L182 243L178 244ZM256 246V242L253 244ZM198 250V251H197ZM201 251V252H200ZM208 258V259H207ZM211 259V260H210ZM212 262V263H211ZM257 264H264V252L261 251L257 257Z\"/></svg>",
  "mask_w": 264,
  "mask_h": 264
},
{
  "label": "built area",
  "instance_id": "4",
  "mask_svg": "<svg viewBox=\"0 0 264 264\" xmlns=\"http://www.w3.org/2000/svg\"><path fill=\"white\" fill-rule=\"evenodd\" d=\"M254 158L256 169L264 173V159L262 157ZM229 207L235 209L237 208L235 207V203H230ZM241 214V218H248L249 222L254 223L253 229L256 232L254 237H249V239H247L244 243V249L249 251V257L247 261L238 257L235 252H229L230 247L228 249L223 248L224 246L221 245V243L217 240L210 241L208 237L199 240V242L207 243L210 246L213 259H215L219 264H256L259 253L261 251L264 252V219L257 218L254 215H245V212H241ZM255 242L256 246H253ZM225 247L228 246L226 245Z\"/></svg>",
  "mask_w": 264,
  "mask_h": 264
}]
</instances>
